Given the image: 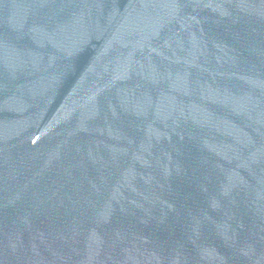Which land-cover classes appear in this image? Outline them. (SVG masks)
Segmentation results:
<instances>
[{"label":"water","instance_id":"95a60500","mask_svg":"<svg viewBox=\"0 0 264 264\" xmlns=\"http://www.w3.org/2000/svg\"><path fill=\"white\" fill-rule=\"evenodd\" d=\"M263 0H0V264H43L131 135Z\"/></svg>","mask_w":264,"mask_h":264}]
</instances>
